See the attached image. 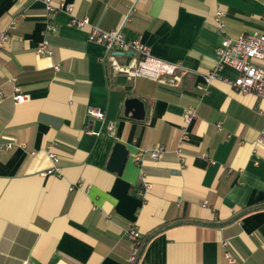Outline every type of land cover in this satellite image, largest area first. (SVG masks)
I'll list each match as a JSON object with an SVG mask.
<instances>
[{"label": "crops", "instance_id": "obj_1", "mask_svg": "<svg viewBox=\"0 0 264 264\" xmlns=\"http://www.w3.org/2000/svg\"><path fill=\"white\" fill-rule=\"evenodd\" d=\"M133 1L51 0L58 10L50 13L45 0H0L11 34L0 52V139L17 143L0 150V264H130L131 225L144 241L161 229L139 264H264V99L237 92L231 66L219 68L208 92L197 87L218 68L223 37L264 32V0L138 2L124 32L185 67L178 83L116 70L113 60L125 67L138 56L110 53L59 8L72 4L73 15L112 30ZM44 39L50 55L37 52ZM16 85L26 101L14 100ZM130 97L145 100V119L127 115ZM92 106L104 121L88 114ZM191 106L197 116L188 124ZM186 127L181 166L175 149ZM117 142L129 151L122 173L108 168ZM158 144L162 159L135 160Z\"/></svg>", "mask_w": 264, "mask_h": 264}, {"label": "built area", "instance_id": "obj_2", "mask_svg": "<svg viewBox=\"0 0 264 264\" xmlns=\"http://www.w3.org/2000/svg\"><path fill=\"white\" fill-rule=\"evenodd\" d=\"M24 1V0H22ZM27 1V0H26ZM47 8L50 13H54L58 10L51 0H45ZM144 0H134L130 8L129 13L125 16L122 24L112 30L104 29L96 24H93L89 18H80L73 15L74 6L69 3H62L59 8L71 13V25L80 29L86 26L90 27V39L104 44L110 53L116 51L121 53H134L138 56V62L136 64L120 66L115 60L112 61L113 67L116 70L124 72L129 76H145L154 80H162L164 78L169 79L171 83H178L181 81L184 74L188 70L178 62H169L160 59L151 54L150 47L145 44L140 38H128L124 32V24L130 20L132 12L136 8V4ZM226 11L220 8L216 14V20L220 25L222 31L225 30V21L223 17ZM21 15V14H20ZM17 24V19L13 20L10 28H14ZM57 26L54 23H50V29L55 30ZM11 39V34L8 29L3 28L0 20V52L7 46ZM37 52L41 55H50L53 53L51 49V43L48 39H44L42 43L38 45ZM114 58V57H113ZM218 68L213 71H209L204 74L202 82L197 84V87L202 92H208L211 82L217 77L219 68L224 66H231L238 71V76L233 80H230L231 85L237 90V92L243 94H255L264 99V32L253 31L245 32L237 37H223L220 47L217 49ZM4 96L3 87L0 84V102ZM14 100L16 102H24L28 99L29 95L26 94L22 88L18 85L14 88ZM264 112V111H262ZM88 114L96 119L105 120L106 112L99 107H89ZM197 116V108L191 106L187 109L185 114V120L189 124ZM217 127L223 131V123L218 122ZM111 128V127H110ZM190 131L188 128H184L182 137L179 141L175 151L181 158V166L185 165L184 161V145L189 140ZM264 138L261 136V141ZM17 143L14 141H3L0 139V150L12 149ZM167 152L166 146L158 144L150 149H140L136 155L135 160L140 162L144 157H150L154 160H160L165 156ZM55 162V171L58 173L61 171L58 165L60 159L54 152L49 153ZM207 156V154H204ZM208 204L209 201L204 202ZM126 235L131 244V255L129 258L130 264H134L138 259L144 244L143 233L137 227V225H131L126 230ZM228 242V241H227ZM226 240L223 241V245L227 246ZM226 256L229 262H236L233 255L227 251Z\"/></svg>", "mask_w": 264, "mask_h": 264}, {"label": "water", "instance_id": "obj_3", "mask_svg": "<svg viewBox=\"0 0 264 264\" xmlns=\"http://www.w3.org/2000/svg\"><path fill=\"white\" fill-rule=\"evenodd\" d=\"M126 113L137 119L147 117V103L140 97H130L126 100ZM113 154L108 164V168L118 173H122L129 158L127 146L122 142H117L114 146Z\"/></svg>", "mask_w": 264, "mask_h": 264}, {"label": "trees", "instance_id": "obj_4", "mask_svg": "<svg viewBox=\"0 0 264 264\" xmlns=\"http://www.w3.org/2000/svg\"><path fill=\"white\" fill-rule=\"evenodd\" d=\"M261 208H263V207L247 208L246 210L243 211L242 214H246V213L252 212V211H254V210L261 209ZM159 231H161V229H158V230L154 231V232L149 236V238H148L146 241H144L142 251H141V253H140L138 259H136L137 261H136L134 264H139V262H140V260H141V258H142V255H143V253H144V251H145V248H146L145 245H147V242H148L150 239H152L155 235H157L158 233H160Z\"/></svg>", "mask_w": 264, "mask_h": 264}]
</instances>
